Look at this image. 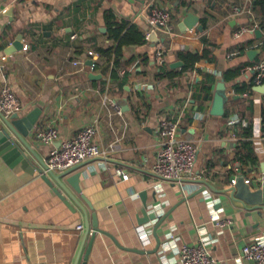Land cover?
I'll return each mask as SVG.
<instances>
[{"label": "crops", "instance_id": "crops-1", "mask_svg": "<svg viewBox=\"0 0 264 264\" xmlns=\"http://www.w3.org/2000/svg\"><path fill=\"white\" fill-rule=\"evenodd\" d=\"M152 6L172 13L167 27L148 24ZM189 13L197 19L183 29ZM261 19L252 0H0V86L9 84L17 95L19 116L41 109L27 137L36 153L25 149L30 160L43 169L40 159L45 162L51 147L89 124L103 149L69 173L81 172V192L66 183L74 198L47 173L73 208L40 172L10 166L0 157V264H176L178 255L161 245L154 250V223L146 222L150 241H141L144 201L148 210L162 206L163 214L169 212L156 228L161 240L173 232L178 244H195L204 230L214 239L209 250L217 264H235L242 246L264 234V207L247 204L227 189L234 175L248 179L251 189L264 181V92L253 89L243 97L233 84L249 81L250 72L232 81L224 80L223 72L264 54ZM121 24L116 38L112 28ZM241 26L253 33L235 36ZM132 27L144 41L120 45ZM151 32L157 41L149 39ZM205 39L212 44L211 60L186 68L182 54L202 53ZM159 41L167 45L162 65L154 61ZM251 49L258 50L253 59L247 54ZM176 61L183 64L172 66ZM220 81L226 98L215 114ZM164 118L176 121L180 135L197 151L194 171L182 181L186 190L152 171L161 143L157 127ZM48 126L59 130L53 144L35 135ZM93 213L98 229L90 224L87 232L85 215L91 223ZM221 220L229 223L220 226Z\"/></svg>", "mask_w": 264, "mask_h": 264}, {"label": "built area", "instance_id": "built-area-1", "mask_svg": "<svg viewBox=\"0 0 264 264\" xmlns=\"http://www.w3.org/2000/svg\"><path fill=\"white\" fill-rule=\"evenodd\" d=\"M172 13L164 8L152 6L149 8L146 18L151 28H164L169 25ZM244 33H253V29L248 26H241L234 31L235 36ZM167 45L163 41L156 43L154 52V61L157 65L164 63V53ZM250 72V80L255 85L264 82V54L254 63L242 67L241 72ZM243 97H247L248 93H242ZM114 107L118 113L121 108L114 103ZM22 105L7 83L0 86V113L9 117L14 113L20 112ZM158 137L160 138V146L156 153L155 161L152 164V171L155 176L162 180L179 183L182 185L185 177H189L195 168L197 160V151L192 142L179 133L178 124L168 118L160 121L157 127ZM96 127L92 124L86 125L72 136L61 141L58 147L53 146L49 149L45 158L46 170L50 169L56 172H62L73 166L82 163L85 160L96 158L103 154V149L94 141ZM38 140L44 144H53L60 136L59 130L55 126L38 128L35 131ZM115 172L124 175L122 168H116ZM234 182V179H232ZM248 182V179H246ZM205 193V192H204ZM209 197L208 193H205ZM208 205H214L212 200L208 201ZM162 206L151 209L156 213V218L149 221H155L163 214ZM228 220H221L220 226H225ZM147 224H141L139 229V237L143 243L150 241L151 231ZM214 239L211 238L204 230H200V236L195 244H178V236L173 232L166 234L164 240H161V250L171 252L178 255L176 264H217V260L212 256L209 250V243ZM244 260H252L255 264H264V234L256 235L249 239L241 249L238 256L234 258L235 264H243ZM166 261V264L172 262ZM175 262V261H174ZM219 264H225L224 262Z\"/></svg>", "mask_w": 264, "mask_h": 264}, {"label": "water", "instance_id": "water-1", "mask_svg": "<svg viewBox=\"0 0 264 264\" xmlns=\"http://www.w3.org/2000/svg\"><path fill=\"white\" fill-rule=\"evenodd\" d=\"M196 17L192 14H188L184 21L182 22L181 28L192 27L194 21H196ZM199 29H202V25H199ZM256 36L260 37L262 35V31L257 28L255 30ZM149 39L151 41H157L155 37V32H151L149 35ZM14 46L20 47L18 42H14ZM258 50L251 49L247 51L248 56L250 59H253L255 54ZM182 61L173 62L172 66L182 65ZM91 77H95L90 74ZM218 91L214 97V108L213 112L215 114L222 112L224 98L226 95L222 92L225 89V85L223 81H220ZM254 90L259 92H264V82L260 85H255L253 87ZM41 113V109L39 107H35L32 110L28 111L24 115H18V113H14L11 116L7 117L4 114L0 113V157L10 166H14L20 164L21 167L26 170L27 172L33 173L36 170L41 173V177L47 182L49 186L53 189V191L62 199L64 202L70 207L71 204L65 197V195L57 188L52 180L49 178L47 173L53 178L60 186L69 194L72 198L74 195L71 191L67 188L66 183L70 184V186L74 189L75 192H81V186L79 183V177L81 172H75L73 174H69L76 168L73 166L69 169H66L62 172H56L50 169H47L46 163L40 159V164L42 165L43 169L37 167L27 155L26 150H29L33 154H36L33 148L31 147L30 143L27 141V137L30 131L33 129L34 125L36 124L39 115ZM68 174V176H66ZM66 176V177H65ZM65 177V178H64ZM234 179L232 187L227 188L237 198L241 199L243 202L251 205H255L256 207H264V181L262 182L259 188L251 189L248 182L243 176H232L231 180ZM144 194V193H143ZM143 198V197H142ZM86 213V212H85ZM169 212H165L162 214L154 223L153 226V235L156 239V246L154 250H157L161 239L156 231V228L161 224V222L165 219ZM156 218V213L152 210H148L147 204L144 201V205L142 208V217L139 219L140 223H146L150 220ZM92 222L90 223L88 220V215H85V228L88 232L90 228V224L94 226L95 229L97 227V220L95 213L92 214ZM84 264V262H83Z\"/></svg>", "mask_w": 264, "mask_h": 264}, {"label": "trees", "instance_id": "trees-1", "mask_svg": "<svg viewBox=\"0 0 264 264\" xmlns=\"http://www.w3.org/2000/svg\"><path fill=\"white\" fill-rule=\"evenodd\" d=\"M252 6L254 8H256L262 16V19H261L259 26L263 30V33H264V0H252ZM122 28H123L122 24L119 26L113 27L111 34L114 37L118 38ZM142 41H144L143 34L132 27V28H129L121 36V38L119 40V44L121 45V44L129 43V42L140 43ZM211 45H212L211 42H209L208 39H205L204 40V49L202 50V53H199L198 51H188V52L182 54V57H183L184 62H185V67L186 68L194 67L195 63L198 62L199 60L203 59V58L207 59V60H211V49L209 48V46H211ZM263 49H264V45H263ZM118 50H119V48H118ZM109 51H110V48L108 50L103 51V52L108 53ZM117 56H118V53H117ZM242 67L236 66V67L229 68V69L225 70L223 72L224 80H226V81L235 80L238 77V75L240 74ZM162 71H163V69H162ZM164 74L165 73L160 72V76L164 75ZM208 80H209V82H212L213 77L210 76ZM208 85H209V83L204 85V88L206 90H209V88H210ZM254 85L255 84L250 79H249V81H235L233 84V89L237 94H242L244 92H247L249 94V93H252L254 91L253 90ZM262 123H263V129H264V107L262 108ZM242 145L247 148L249 143L244 142V144H242Z\"/></svg>", "mask_w": 264, "mask_h": 264}]
</instances>
